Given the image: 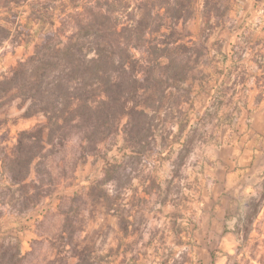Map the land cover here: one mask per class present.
Masks as SVG:
<instances>
[{
	"label": "rangeland",
	"instance_id": "1",
	"mask_svg": "<svg viewBox=\"0 0 264 264\" xmlns=\"http://www.w3.org/2000/svg\"><path fill=\"white\" fill-rule=\"evenodd\" d=\"M96 17L137 43L140 74L181 71L163 103L145 84L130 104L151 118L139 144L127 115L95 147L52 131L9 82ZM263 179L264 0H0V264H264V202L246 238L235 226Z\"/></svg>",
	"mask_w": 264,
	"mask_h": 264
},
{
	"label": "trees",
	"instance_id": "2",
	"mask_svg": "<svg viewBox=\"0 0 264 264\" xmlns=\"http://www.w3.org/2000/svg\"><path fill=\"white\" fill-rule=\"evenodd\" d=\"M96 16L101 17V14ZM139 29L136 27L135 32ZM116 36L119 33L115 26L108 27L96 17L79 27L76 37L62 48L42 53L34 67L30 70L22 67L9 82L18 83L26 95L34 98L33 107L46 115L52 131L61 128L58 125L61 120L64 124L80 127L82 139L96 146L113 134L118 121L127 115L130 117V138L139 144L150 134L151 118L143 111H135L130 104H134L139 89L145 84L146 89L151 90L146 98L149 103L152 106L163 103L167 83L178 80L181 71L172 58L163 72L164 80L140 74L134 55L137 43L132 37L120 39ZM89 54L92 55L88 58ZM150 84L153 85L150 87ZM43 129L44 126L37 125L31 131L19 134L16 153L23 159L15 160L17 168L26 171L32 159L29 156L31 149L43 148ZM30 135L33 142L27 145L23 141ZM185 146L183 144L178 153L176 165L183 162ZM263 202L264 179L258 185L256 195L245 204L244 213L237 218L236 234L243 233L246 238Z\"/></svg>",
	"mask_w": 264,
	"mask_h": 264
}]
</instances>
